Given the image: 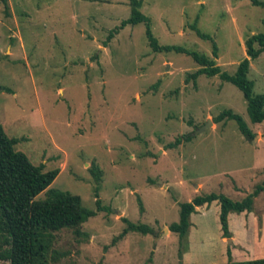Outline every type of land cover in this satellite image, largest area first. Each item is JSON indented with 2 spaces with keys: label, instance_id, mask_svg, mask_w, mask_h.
<instances>
[{
  "label": "rangeland",
  "instance_id": "obj_1",
  "mask_svg": "<svg viewBox=\"0 0 264 264\" xmlns=\"http://www.w3.org/2000/svg\"><path fill=\"white\" fill-rule=\"evenodd\" d=\"M3 1L0 126L34 166L58 169L48 189L78 195L96 213L81 226L86 239L69 229L55 233L51 264H180L178 235L164 227L178 221V204L199 183L198 195L234 201L262 183L264 121L252 124L242 93L217 75L186 81L199 66L184 53L153 51L146 23L121 27L128 0ZM138 1L158 45L205 55L230 75L246 57L245 41L263 31L264 7L253 1L264 0ZM248 78L254 94H264V52L250 62ZM223 110L241 116L254 137L246 139L234 121L214 124ZM92 164L102 171L98 184ZM95 189L109 211L96 209ZM247 213L231 218L235 261L264 258V191ZM207 214L197 264L217 259L218 213ZM123 217L154 233L119 238Z\"/></svg>",
  "mask_w": 264,
  "mask_h": 264
},
{
  "label": "trees",
  "instance_id": "obj_2",
  "mask_svg": "<svg viewBox=\"0 0 264 264\" xmlns=\"http://www.w3.org/2000/svg\"><path fill=\"white\" fill-rule=\"evenodd\" d=\"M3 1V0H2ZM130 16L122 21L121 27L127 24L146 23V37L151 49L158 51H175L184 53L192 58L199 69L186 77V81L196 80L200 75L212 77L217 75L222 81L235 86L246 101V111L252 124L264 121V94H254V83L249 80L248 72L250 62L258 58L264 52V26L259 34L252 35L245 41L246 57L237 65L235 72L230 75L216 66L214 59L196 52H188L180 48L160 46L153 37L148 26L147 19L139 11L140 1L128 0ZM4 3V1H3ZM255 4L264 7L262 3ZM5 4V3H4ZM117 31V30H116ZM112 33L107 38H112ZM208 39L205 35H199ZM213 58H217L216 47L213 45ZM223 121H234L239 132L248 140L254 137L241 116L231 110L221 111L213 120L214 124ZM190 139V134L185 135L169 144V148H175ZM17 140L9 138L0 126V261L9 264H51L55 260L53 246L56 240L55 233L62 229H69L76 237L87 238V234L81 231V226L95 212L83 206L78 195L63 192L57 189H48L58 175V169L43 171V166H34L27 156L15 150ZM96 184L101 181L102 171L98 166L92 164L88 169ZM45 197L38 199L37 196L44 192ZM98 189H95V205L98 211H109L106 206L101 205ZM264 191V180L257 185L254 191L240 201H234L224 194L209 193L195 196L189 202L178 204L179 218L177 222L171 223L168 230L178 235L179 248L178 257H182L186 247V238L190 227V215L195 212L196 207L209 205L217 201L220 207L218 220L222 237L230 239L228 229V215L230 213L240 214L250 212L253 208L254 198ZM139 212H143V205L138 199ZM126 227L119 234V238L128 232L142 234H153L154 230L146 225H136L127 218L121 219ZM228 261L222 264H264V258L249 261H232L230 253Z\"/></svg>",
  "mask_w": 264,
  "mask_h": 264
},
{
  "label": "crops",
  "instance_id": "obj_3",
  "mask_svg": "<svg viewBox=\"0 0 264 264\" xmlns=\"http://www.w3.org/2000/svg\"><path fill=\"white\" fill-rule=\"evenodd\" d=\"M196 190L193 194V196L188 200L191 201L195 196H198V190L202 188V185L199 183L196 187ZM263 191L260 193L262 194ZM218 194V193H216ZM259 194V195H260ZM258 195V196H259ZM255 199V198H254ZM233 200V199H232ZM254 204V201H253ZM253 209V208H252ZM211 210H213V213L215 215H219V211H220V207L217 201L212 202L209 205H203L201 207H196L195 208V212L192 213L190 215V227H189V231H188V249L185 250L187 252H183L182 257L180 259V264H197L196 262H194L192 256L194 254L195 251H197L198 248L196 246V241L197 239H200L201 235L200 232H203V235L206 234L205 232V227H204V222L207 218V213L210 212ZM236 213H230L228 215V229H229V233L231 235V243L235 244V237L233 235L232 230L230 229V224H231V218L233 216H235ZM239 215H242L244 217H248L249 214L247 212H242ZM164 228L168 229L167 226H165ZM164 230V229H163ZM221 230V228H220ZM219 242H217L218 246H216V251L218 250V254H217V259L215 260V264H220V263H226L228 261V256H227V251H230V259H232V261H235L236 259V255H235V250L233 251V249H231V246L227 244V239L222 237V232L220 231V238H218ZM208 241L206 240V243ZM204 243V241H203ZM208 249V248H206ZM204 249L200 250L203 251ZM217 262V263H216ZM214 263V262H213Z\"/></svg>",
  "mask_w": 264,
  "mask_h": 264
},
{
  "label": "water",
  "instance_id": "obj_4",
  "mask_svg": "<svg viewBox=\"0 0 264 264\" xmlns=\"http://www.w3.org/2000/svg\"><path fill=\"white\" fill-rule=\"evenodd\" d=\"M211 121L210 120H207V124L205 126H203L202 128H200L197 132H201V131H205L207 130L208 126L211 125ZM227 242L228 243H231V240L230 239H227Z\"/></svg>",
  "mask_w": 264,
  "mask_h": 264
}]
</instances>
